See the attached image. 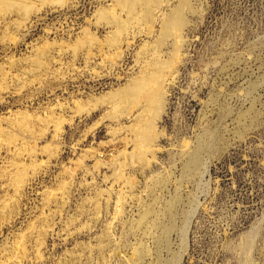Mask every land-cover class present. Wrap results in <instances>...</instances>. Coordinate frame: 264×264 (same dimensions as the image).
Instances as JSON below:
<instances>
[{"label": "rangeland", "instance_id": "374dc122", "mask_svg": "<svg viewBox=\"0 0 264 264\" xmlns=\"http://www.w3.org/2000/svg\"><path fill=\"white\" fill-rule=\"evenodd\" d=\"M179 263L264 264V0L0 2V264Z\"/></svg>", "mask_w": 264, "mask_h": 264}, {"label": "bare ground", "instance_id": "6f19581e", "mask_svg": "<svg viewBox=\"0 0 264 264\" xmlns=\"http://www.w3.org/2000/svg\"><path fill=\"white\" fill-rule=\"evenodd\" d=\"M120 1H121V4L124 7H127L128 9H134L137 6H143L145 8L147 18L152 20V7L157 2V0H120ZM0 2H4L7 5H11L14 3V0H5V1L0 0ZM180 12L179 13L177 12L178 14H175L174 16H172L170 18L168 27L166 28L168 30H170V29L175 30V32H173V33H176V31L180 32L181 29H183V27L186 25V21L184 20L183 15ZM112 21L117 22V20L114 18L112 19ZM148 21H150V20H148ZM118 23H120V22H118ZM122 25H120L119 29L123 28ZM179 35H180V33L178 34V36ZM174 39H176V37H174ZM174 41H176V40H174ZM176 46L179 47L177 44H176ZM175 55H177V54H175ZM179 56H180V53L178 54V56H175V57L178 58ZM174 61L175 60H173V62ZM173 62H171V63L173 64ZM175 64H177V63H175ZM172 66L173 67H171V66H167V67H171L170 69H172V68H174V64ZM168 71H170V70H168ZM170 72H172V71H170ZM164 76L160 71H155L150 75L148 74V76H146L145 78L143 77L140 80L139 79L136 80L137 82H135L133 84V86L127 90V93L125 95V101L130 103L129 105L132 104L133 108H134V104H137L138 100L141 99L140 97L145 98L146 105H145L144 111L150 115V118H148V121L146 122V125H145V129H143V131L141 133V139L143 141V144H145V146H147V147L151 146L154 139L156 138L154 133H153V131H154L153 126H155L154 120L160 114L162 106H163L162 82H165V81H163ZM147 117H149V116H147Z\"/></svg>", "mask_w": 264, "mask_h": 264}]
</instances>
